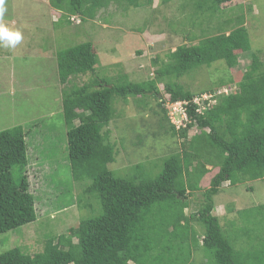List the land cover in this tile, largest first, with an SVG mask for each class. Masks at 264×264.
<instances>
[{"label": "trees", "instance_id": "trees-1", "mask_svg": "<svg viewBox=\"0 0 264 264\" xmlns=\"http://www.w3.org/2000/svg\"><path fill=\"white\" fill-rule=\"evenodd\" d=\"M124 1L132 7L154 2ZM169 1L161 0V3ZM231 1L196 0L195 12L205 13L210 18ZM107 2L49 0L55 10L68 14L66 21L71 15H78L79 22L94 18ZM218 21L217 32L202 31L196 43L179 44L165 59L152 61L158 64L154 77L139 82L130 81L126 74L114 78L96 75L98 57L91 41L56 52L55 64L61 84H67L74 75L91 76L80 85L62 88L61 114L66 126V151L72 179L77 183L87 181L79 188L76 203L91 208L90 201L97 199L100 213L80 219L65 232L46 237L41 251L26 254L13 247L1 252L0 264H196L187 245L196 239L197 233L190 223L193 216L185 214L184 209L188 206V196L200 190L199 182L208 172V164L217 170L202 191L196 212L203 228L199 244L203 248L204 262L264 264V253L252 242L251 232L237 234V220L232 219L225 233L218 217L212 213L213 196L225 181L234 184L264 178L263 61L259 50H251L248 30L241 17L236 26L227 31L223 27L232 21V16L219 24ZM236 51L247 52L250 58L236 90L220 93L216 87L230 84L210 85L203 93L211 97L197 103V93L179 78L216 60H223L226 67L233 68L238 61ZM161 78L166 79L164 95H160L157 86ZM130 96L156 99L160 96L159 105L184 102L187 121L177 129L181 151L170 153L154 176L141 164H135L130 169L132 172L124 175L107 167L115 159L114 144L108 140L106 129L115 113L113 103L115 98L125 100ZM199 106L203 107L201 111ZM74 120L78 121L75 125ZM194 126L198 132L188 138L187 132ZM26 164L22 127L16 125L0 130V232L35 219L33 199L27 190ZM13 168L20 172L18 176H13ZM253 210L259 211L262 222L264 205H257ZM240 220L255 223L250 217L243 218V214ZM240 233L246 236L247 242L243 248H236L234 242L236 244Z\"/></svg>", "mask_w": 264, "mask_h": 264}, {"label": "rangeland", "instance_id": "rangeland-1", "mask_svg": "<svg viewBox=\"0 0 264 264\" xmlns=\"http://www.w3.org/2000/svg\"><path fill=\"white\" fill-rule=\"evenodd\" d=\"M5 6L4 22L12 29H19L23 38L14 48L0 45V130L16 125L22 127L27 158L30 161L38 156L39 170L26 174L35 219L0 232V253L13 247L26 254L41 251L46 237L65 232L80 219L100 213L97 199L90 201L91 208L76 203V195L87 181L77 183L72 179L66 151V126L59 113L62 111V88L80 85L91 76L74 75L67 84H61L55 64L59 49L91 41L98 57L96 75L114 78L126 74L130 81L139 82L154 77L158 64L152 61L165 59L179 44L196 43L202 31L217 32L216 22L232 16V21L224 24L223 30L236 26L241 17L248 30L251 50H259L264 65V0H232L210 18L205 13L195 12L196 0H171L168 3L154 0L151 5L140 7L128 6L124 0H108L94 18L80 22L78 15L66 21L68 14L62 15L55 10L49 0H6ZM236 53L238 61L233 68L226 67L223 60H216L184 74L179 81L197 93L198 102L205 99L203 91L210 85L214 87L225 82L230 85L215 89L220 93L223 90L230 92L237 88L250 60L249 53ZM165 80L157 81L160 95L165 93ZM159 102L160 96L157 99L152 96L115 98V113L106 127L108 140L115 148V159L107 164L109 169L124 175L132 172L130 169L135 164H141L154 176L170 153L181 151V138L177 133L180 117L168 108L167 103L159 105ZM210 102L214 103L213 100ZM202 108L199 106L200 111ZM77 123V120L73 121L74 125ZM197 132V126L192 127L187 132L188 138ZM206 167L209 170L199 182L200 190L188 196V206L184 209L185 214L193 216L190 223L197 233L196 239L187 245L196 264H206L199 244L203 228L196 212L201 193L217 170L211 164ZM19 173L13 168V176ZM213 201L212 213L218 217L224 232L229 230V220H237L236 233L251 232L252 242L264 253V220L261 222L259 211L253 210L257 205H264V178L234 184L225 181ZM242 210H246L242 213L243 218L250 217L255 223L242 222V214L239 215ZM240 234L236 244L234 242L236 248H243L247 242L246 236Z\"/></svg>", "mask_w": 264, "mask_h": 264}, {"label": "clouds", "instance_id": "clouds-1", "mask_svg": "<svg viewBox=\"0 0 264 264\" xmlns=\"http://www.w3.org/2000/svg\"><path fill=\"white\" fill-rule=\"evenodd\" d=\"M6 0H0V45L14 48L22 40V33L19 29H12L4 22V16L7 12ZM76 17L71 15L69 18ZM79 22V17L77 18ZM73 20V19H72Z\"/></svg>", "mask_w": 264, "mask_h": 264}, {"label": "built area", "instance_id": "built-area-1", "mask_svg": "<svg viewBox=\"0 0 264 264\" xmlns=\"http://www.w3.org/2000/svg\"><path fill=\"white\" fill-rule=\"evenodd\" d=\"M222 92H227V90H223ZM205 99L211 97L210 95H205ZM195 101L198 103L197 99L195 98ZM212 101V100H211ZM214 101V100H213ZM183 103L182 101H175V102H167V105H169L168 108H172L173 109V113H176L178 114V117H180V122H179V125L180 126H184V121H187V118H186V114H185V111H184V107H183ZM172 117V116H171Z\"/></svg>", "mask_w": 264, "mask_h": 264}, {"label": "crops", "instance_id": "crops-1", "mask_svg": "<svg viewBox=\"0 0 264 264\" xmlns=\"http://www.w3.org/2000/svg\"><path fill=\"white\" fill-rule=\"evenodd\" d=\"M61 113V112H59ZM25 140H26V137H25ZM26 155H27V152H26ZM36 159V160H35ZM38 156H34L30 161L28 160L27 158V165H26V174L30 175V174H34V172L37 170H39V162H38ZM70 168V167H69ZM44 195V194H43Z\"/></svg>", "mask_w": 264, "mask_h": 264}]
</instances>
